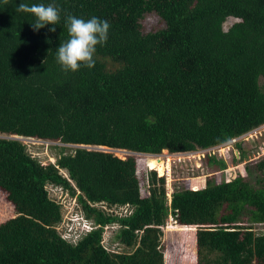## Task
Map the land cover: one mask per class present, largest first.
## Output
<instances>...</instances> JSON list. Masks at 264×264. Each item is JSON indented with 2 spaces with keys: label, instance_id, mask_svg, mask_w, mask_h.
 <instances>
[{
  "label": "trees",
  "instance_id": "1",
  "mask_svg": "<svg viewBox=\"0 0 264 264\" xmlns=\"http://www.w3.org/2000/svg\"><path fill=\"white\" fill-rule=\"evenodd\" d=\"M20 3L55 4L60 22L34 30L35 17L16 11ZM149 13L162 28L144 31ZM68 15L110 25L92 68L65 72L57 61ZM263 125L264 0H0V135L8 137L0 141L7 173L0 190L14 212L0 223V264H143L145 231L164 228L170 217L180 230L264 228V158L249 161L239 142L231 160L246 175L208 177L199 189L175 183L171 198L166 177L149 163L141 174L133 159L122 163L116 199L126 213L111 220L121 249L105 246L98 222L69 240L59 230L56 164L10 137L178 155L220 147ZM206 161L228 168L217 156ZM251 246L253 264H264V232Z\"/></svg>",
  "mask_w": 264,
  "mask_h": 264
},
{
  "label": "rangeland",
  "instance_id": "2",
  "mask_svg": "<svg viewBox=\"0 0 264 264\" xmlns=\"http://www.w3.org/2000/svg\"><path fill=\"white\" fill-rule=\"evenodd\" d=\"M235 20L230 19L225 28ZM163 24L155 13L146 15L143 21L145 32L160 29ZM8 137L0 135V141ZM29 147L30 152L43 161L56 164L61 184L55 191L62 206L63 223L59 226L62 235L77 241L84 231L93 225L105 229V246L112 251L120 250L116 240L117 226L111 223L113 217L126 213V205L117 201L122 163L133 159L137 173L151 169L148 166L150 155L134 154L125 151H101L92 147H79L61 142L42 140H20ZM242 142L249 153V161L264 158V125L242 137L220 147L188 154L160 157L165 162L163 175L167 181L168 197L171 198L173 185L178 183L192 189L205 186L208 177L216 182L233 179L244 166H233L232 156L237 153L235 144ZM207 156H217L227 162L228 168L219 171L218 166H209ZM252 177V176H251ZM0 178L6 179L7 173L0 159ZM253 180V178H251ZM143 195L146 190L143 187ZM14 217L9 195L0 190V223ZM170 217L164 228L145 231L146 255L143 264H253L254 248L252 238L264 232L262 227H197L179 229ZM239 235V236H231Z\"/></svg>",
  "mask_w": 264,
  "mask_h": 264
},
{
  "label": "clouds",
  "instance_id": "3",
  "mask_svg": "<svg viewBox=\"0 0 264 264\" xmlns=\"http://www.w3.org/2000/svg\"><path fill=\"white\" fill-rule=\"evenodd\" d=\"M16 11L29 13L35 17V22L31 24L34 30L42 29L46 25H57L61 19V10L55 4L46 6L40 3L29 6L20 3ZM65 23L69 38L61 42L56 50V58L62 70L75 72L80 69L81 65L88 68L94 67L93 57L96 48L98 45L106 44L109 23L96 17L85 20L73 15H68ZM50 30L55 32L56 28L52 27Z\"/></svg>",
  "mask_w": 264,
  "mask_h": 264
},
{
  "label": "bare ground",
  "instance_id": "4",
  "mask_svg": "<svg viewBox=\"0 0 264 264\" xmlns=\"http://www.w3.org/2000/svg\"><path fill=\"white\" fill-rule=\"evenodd\" d=\"M97 149L101 150V151H109V152L115 151V150H110L107 148H97ZM148 163H149L150 167H152V169L158 170L160 175H163L166 168H167L165 165V162H163L160 157L150 156Z\"/></svg>",
  "mask_w": 264,
  "mask_h": 264
},
{
  "label": "water",
  "instance_id": "5",
  "mask_svg": "<svg viewBox=\"0 0 264 264\" xmlns=\"http://www.w3.org/2000/svg\"><path fill=\"white\" fill-rule=\"evenodd\" d=\"M9 139H14V140H22V139H27V140H34V139H31V138H22V137H10ZM74 146H79V147H90V146H84V145H74ZM109 149V148H107ZM110 150H114V149H110ZM117 151V150H116ZM118 151H125V150H118ZM125 152H128V151H125ZM128 153H132V152H128ZM134 154H137V153H134ZM145 155H150V154H145ZM150 156H154V157H157V156H160V155H150Z\"/></svg>",
  "mask_w": 264,
  "mask_h": 264
},
{
  "label": "built area",
  "instance_id": "6",
  "mask_svg": "<svg viewBox=\"0 0 264 264\" xmlns=\"http://www.w3.org/2000/svg\"><path fill=\"white\" fill-rule=\"evenodd\" d=\"M236 140V139H235ZM232 141H234V140H232Z\"/></svg>",
  "mask_w": 264,
  "mask_h": 264
}]
</instances>
